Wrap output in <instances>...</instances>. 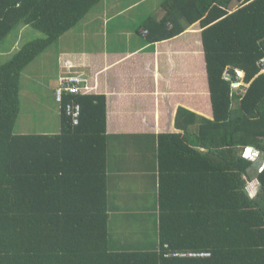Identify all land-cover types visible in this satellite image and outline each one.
<instances>
[{
  "label": "trees",
  "instance_id": "obj_1",
  "mask_svg": "<svg viewBox=\"0 0 264 264\" xmlns=\"http://www.w3.org/2000/svg\"><path fill=\"white\" fill-rule=\"evenodd\" d=\"M103 1L0 0V44L17 28L42 35L0 64V264H264V0H144L162 14L139 22L147 43L199 24L201 41L191 45L202 50L194 67L171 68L185 81V106L157 133L128 134L146 142H136V155L149 153L158 167L157 226L143 238L129 231L125 240L111 210L116 135L106 95L89 86L57 101L60 79L78 76L60 77L59 132L16 130L24 71ZM199 72L208 100L186 83ZM67 106H79L76 123Z\"/></svg>",
  "mask_w": 264,
  "mask_h": 264
},
{
  "label": "crops",
  "instance_id": "obj_2",
  "mask_svg": "<svg viewBox=\"0 0 264 264\" xmlns=\"http://www.w3.org/2000/svg\"><path fill=\"white\" fill-rule=\"evenodd\" d=\"M143 2L104 0L87 24L60 37L58 42L63 46V40L76 31L79 41L70 47H60L55 56L51 55L56 59L58 73L48 81L53 94L60 77H83L88 80V86L95 88V94L107 97L108 133L116 135L109 142L111 210L116 213L117 227H123L125 240L131 239L127 235L129 231L143 238L148 228L153 229L155 222L157 226L159 203L157 161L143 150L141 155H136L140 149L139 140L146 142L128 134L157 133L160 120L165 121L170 110L185 106V81L170 77L171 68L194 67L190 65L191 58L197 49L202 50L191 45L201 41L199 24L172 40L147 43L144 36L137 34L139 22L150 14L161 19L162 14L158 2L153 3L151 11L143 7ZM28 28L22 27L20 31ZM117 43H120L119 47ZM191 76L193 78L186 81L190 83V93L208 100L205 86L201 89V73ZM53 81L56 84L52 86ZM177 93L182 94L180 98Z\"/></svg>",
  "mask_w": 264,
  "mask_h": 264
},
{
  "label": "rangeland",
  "instance_id": "obj_3",
  "mask_svg": "<svg viewBox=\"0 0 264 264\" xmlns=\"http://www.w3.org/2000/svg\"><path fill=\"white\" fill-rule=\"evenodd\" d=\"M135 18L136 15L133 14V19ZM93 24L94 23H92V25ZM20 29L21 28L14 29L13 32L0 44V64L8 60L12 53L17 49H20L25 43L42 37L40 33L32 28H28V30L24 32H21ZM72 33L73 36L69 34L65 40H63V46L60 42H58L59 44H53L47 49L48 51L46 50V53L43 56L40 55L24 71L23 92L21 94L23 98V109L20 114V120L17 124L16 130L18 133L40 134L48 132L56 134L59 132L58 110L52 98L50 86L48 85L49 78L58 73L56 59L51 58V55L55 56L57 49L60 47H70L75 41H79L77 40V32L75 31ZM116 46L119 47L120 43H117ZM51 84L53 86L56 83L53 81ZM235 87H237V85H235ZM92 89L95 90L94 87ZM256 192L257 190L253 189L250 194L254 195Z\"/></svg>",
  "mask_w": 264,
  "mask_h": 264
},
{
  "label": "built area",
  "instance_id": "obj_4",
  "mask_svg": "<svg viewBox=\"0 0 264 264\" xmlns=\"http://www.w3.org/2000/svg\"><path fill=\"white\" fill-rule=\"evenodd\" d=\"M144 34L146 35L147 32L145 31ZM261 65H262V71L264 73V60L261 62ZM59 82H60L59 86L57 87L55 91V97L57 101H60L62 99L63 92L69 93V94H79V93L82 94L90 90L87 79L83 77L62 78L60 79ZM235 85L238 86V84H235ZM66 112L68 115L72 117V119L76 123L80 115L79 106H76V107L67 106Z\"/></svg>",
  "mask_w": 264,
  "mask_h": 264
}]
</instances>
